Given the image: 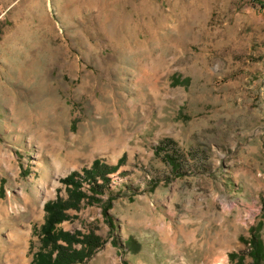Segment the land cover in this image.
Returning <instances> with one entry per match:
<instances>
[{
	"label": "rangeland",
	"instance_id": "rangeland-1",
	"mask_svg": "<svg viewBox=\"0 0 264 264\" xmlns=\"http://www.w3.org/2000/svg\"><path fill=\"white\" fill-rule=\"evenodd\" d=\"M74 172L83 264H264V0H0V264Z\"/></svg>",
	"mask_w": 264,
	"mask_h": 264
},
{
	"label": "trees",
	"instance_id": "trees-1",
	"mask_svg": "<svg viewBox=\"0 0 264 264\" xmlns=\"http://www.w3.org/2000/svg\"><path fill=\"white\" fill-rule=\"evenodd\" d=\"M168 153L170 152L165 154L166 160L170 161V164H173V168L177 170L179 168V165L176 164L178 158L175 159L172 154ZM102 167L108 171L106 166L101 165L100 161L96 160L91 170H84L85 178L90 182L93 181L94 187L92 191L94 194L98 193L97 190L102 189V185L97 180L99 176L103 180L104 185L109 182L107 173L99 175ZM81 180L79 172L72 173L62 181L69 191L68 200L57 198V200L49 201L45 205V223L41 229L43 249L36 255L33 264H83L99 247L100 240L92 234L80 239L78 236L57 228L59 224L69 219L68 211L79 210L80 203L87 198L86 193L82 190L83 184ZM78 243L82 245L81 250L74 248V245ZM258 255L259 253L257 256L254 255L257 263L259 262Z\"/></svg>",
	"mask_w": 264,
	"mask_h": 264
},
{
	"label": "bare ground",
	"instance_id": "bare-ground-1",
	"mask_svg": "<svg viewBox=\"0 0 264 264\" xmlns=\"http://www.w3.org/2000/svg\"><path fill=\"white\" fill-rule=\"evenodd\" d=\"M22 254H24V253L21 250L20 251H17V253H14V259L16 261V264H25V258H24V256H22Z\"/></svg>",
	"mask_w": 264,
	"mask_h": 264
}]
</instances>
